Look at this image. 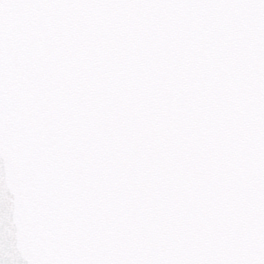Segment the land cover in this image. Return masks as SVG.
<instances>
[{"label":"water","instance_id":"obj_1","mask_svg":"<svg viewBox=\"0 0 264 264\" xmlns=\"http://www.w3.org/2000/svg\"><path fill=\"white\" fill-rule=\"evenodd\" d=\"M262 249L264 0H34L0 28V264Z\"/></svg>","mask_w":264,"mask_h":264},{"label":"snow or ice","instance_id":"obj_2","mask_svg":"<svg viewBox=\"0 0 264 264\" xmlns=\"http://www.w3.org/2000/svg\"><path fill=\"white\" fill-rule=\"evenodd\" d=\"M32 3L34 0H0V28L7 23L19 20L25 9ZM242 264H264V260L249 259Z\"/></svg>","mask_w":264,"mask_h":264}]
</instances>
